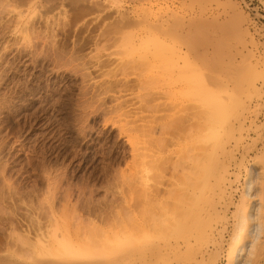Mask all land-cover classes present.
I'll list each match as a JSON object with an SVG mask.
<instances>
[{"label": "rangeland", "instance_id": "rangeland-1", "mask_svg": "<svg viewBox=\"0 0 264 264\" xmlns=\"http://www.w3.org/2000/svg\"><path fill=\"white\" fill-rule=\"evenodd\" d=\"M228 1L0 0V264H234L250 172L264 264V13ZM205 86L225 201L175 230Z\"/></svg>", "mask_w": 264, "mask_h": 264}, {"label": "bare ground", "instance_id": "bare-ground-1", "mask_svg": "<svg viewBox=\"0 0 264 264\" xmlns=\"http://www.w3.org/2000/svg\"><path fill=\"white\" fill-rule=\"evenodd\" d=\"M55 2L59 0H53ZM226 5L230 6L232 10L235 11V7L228 0H226ZM22 9L19 12V17L23 13L35 10L39 7V0H21ZM158 26H163L159 24ZM225 28L222 30L218 27L219 37L232 36L234 33V25L228 23L224 25ZM229 100H231L229 98ZM202 106L205 110L206 121L198 124L197 137L195 139V145L192 149L193 162H191V171L195 173H190L189 186L181 188L183 191V196L180 195L179 204L175 203V213L172 218V225L175 230L181 225V231L185 230L186 223L190 222L189 219L202 222L204 217L209 218L212 215H215L218 212L220 202L225 201V186H226V171L219 165L218 157L216 156V147L220 141L222 135L218 132L217 128L220 124L218 122L220 116V110L222 107L225 108V104L221 102L217 93L207 86L204 88V94L202 95ZM221 121V120H219ZM224 125H221L223 127ZM145 136L149 139L150 130H147ZM131 145L135 152L138 151L136 140L133 139ZM174 172H177V169H174ZM176 175V174H175ZM174 175V176H175ZM251 172L249 178L246 182V188L244 191V197L242 199V208L238 216V221L235 227V233L233 237V243L230 246V253L228 260L234 264H248L247 255H249L251 249L253 248L255 242L257 241L262 228L258 223V218L256 210L253 209L250 213L246 212L247 209V199L251 198V189H252V176ZM173 176V177H174ZM195 176V178H194ZM138 183V182H137ZM219 193V200L216 203H213L210 198L206 197V204L203 206L205 201L204 195L209 190L215 189ZM247 198V199H245ZM204 209V210H203ZM185 217V219H184ZM249 221L252 224H249ZM41 228H37V232H40ZM203 233H214L216 232L215 228L209 227L206 229H201ZM227 229L224 228L220 231L219 235L226 233ZM37 236L36 244L42 248L48 247V242L43 240L44 236ZM248 236V240H247ZM247 240V241H246ZM29 242V241H28ZM24 244H29L26 241H23ZM32 246V244H31ZM60 246V244H59ZM62 250L71 251V246L69 244L60 246Z\"/></svg>", "mask_w": 264, "mask_h": 264}, {"label": "built area", "instance_id": "built-area-1", "mask_svg": "<svg viewBox=\"0 0 264 264\" xmlns=\"http://www.w3.org/2000/svg\"><path fill=\"white\" fill-rule=\"evenodd\" d=\"M243 1V3L247 6V10H248V8H252V10L255 12V13H264V10H263V8H264V6H263V4H262V0H242ZM259 19V18H258ZM261 19H263V22H264V18H261ZM255 20V21H254ZM253 20V22H254V24L256 25V26H258V22H257V20L256 19H254ZM260 20V19H259ZM264 27V26H263Z\"/></svg>", "mask_w": 264, "mask_h": 264}]
</instances>
